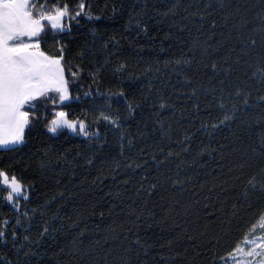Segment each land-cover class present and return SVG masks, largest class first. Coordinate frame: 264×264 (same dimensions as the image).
Listing matches in <instances>:
<instances>
[{
    "label": "trees",
    "instance_id": "obj_1",
    "mask_svg": "<svg viewBox=\"0 0 264 264\" xmlns=\"http://www.w3.org/2000/svg\"><path fill=\"white\" fill-rule=\"evenodd\" d=\"M85 3L91 18L81 13L70 29L42 37L45 51L57 54L63 44L78 65L71 68L77 77H68L72 98H38L27 110L39 122L13 151L0 150V167L22 179L28 195L16 208L0 184V230L9 234L0 259L223 264L264 216L257 215L264 214V0ZM121 92L135 108L131 115ZM221 101L238 105L235 118L202 126L223 118ZM61 106L90 132L99 128L100 138L68 128L52 133L46 125ZM101 112L122 127L101 120Z\"/></svg>",
    "mask_w": 264,
    "mask_h": 264
},
{
    "label": "snow or ice",
    "instance_id": "obj_2",
    "mask_svg": "<svg viewBox=\"0 0 264 264\" xmlns=\"http://www.w3.org/2000/svg\"><path fill=\"white\" fill-rule=\"evenodd\" d=\"M89 7L90 5H86L85 0H79L74 6L67 0H58L53 3H49V0H0V150L13 151L25 141L26 129H30L34 121L39 122V117L35 112L27 110L35 109V102L38 101V98L43 103L51 99L49 94L53 92L57 94L60 101L72 98L68 77L71 76L73 79L77 77V72L72 71L71 68H78V65L66 59L63 44L57 47V54L45 51L42 47V37L48 30L62 32L65 29H70L74 17H80L81 13L91 18V13L86 11V8ZM113 11H115L114 5ZM135 23L143 31L148 30L147 24L139 20H136ZM252 43L254 44L255 41L253 40ZM179 62L177 61V63ZM69 64L71 67L68 66ZM212 67L216 68L217 66L213 64ZM259 75L261 79H264V69L260 70ZM108 95L110 98L113 96L111 92ZM118 95L127 104L129 114H133L135 108L123 96V92ZM248 95L243 94L242 96L241 103L245 107L249 104ZM237 96H241L240 91L237 92ZM52 103L55 104L56 101L53 100ZM109 104H111V99H109ZM165 106L166 102L162 100L160 107L164 108ZM219 106L223 110V118L213 123L210 117V123L202 124V126L216 128L234 119L239 110L235 103H231V107H228L221 101ZM100 119L108 121L116 129L122 127L116 115H105L101 112ZM46 126L52 133L67 127L73 131L81 132L84 136L100 138V129L95 128V123L93 124L95 131L90 132L84 121L68 119V113L63 110L62 106L55 111L54 118ZM123 139L122 132L121 141ZM131 142V140L128 141V143ZM261 147H264V142ZM91 162V160L87 161L89 164ZM45 166V163L41 161V167ZM253 180L255 177L249 180L250 185L253 184ZM0 184L10 189L7 193V200L15 203V198H27L24 196L27 189L24 187L22 179L15 174L10 175L7 168L0 167ZM151 187H155V185ZM260 187L264 190V183ZM16 207L18 208L20 205L16 204ZM257 215L259 217L264 214L258 213ZM4 223L6 227L9 221L5 220ZM15 224L21 225V220L16 219ZM28 227L30 228L31 225L29 224ZM48 231L49 228L45 226L43 232L47 233ZM8 235L7 231L0 230V241L7 243ZM18 236L19 233L14 228L11 237L14 242L13 248L17 253L23 248V244L17 247L15 243ZM30 239L29 236H24L25 241ZM244 243L248 245L247 251L237 244L231 252L226 254L227 257L232 259L235 264H264V237H260L259 242L245 239ZM27 255L28 253H25V256ZM249 257L253 259H248ZM223 259L224 257H221V260ZM0 264H14V262L5 253L4 257L0 259Z\"/></svg>",
    "mask_w": 264,
    "mask_h": 264
},
{
    "label": "rangeland",
    "instance_id": "obj_3",
    "mask_svg": "<svg viewBox=\"0 0 264 264\" xmlns=\"http://www.w3.org/2000/svg\"><path fill=\"white\" fill-rule=\"evenodd\" d=\"M67 101H69V100H65V101H61L62 103L63 102H67ZM69 119V118H68ZM79 121V120H78ZM64 128H67V127H64ZM61 129H63V128H61ZM61 129H59V130H61ZM70 131H72V132H78V131H73L72 129H70V128H68ZM58 130V131H59ZM57 131V132H58ZM3 186H5V185H3ZM5 187H7V186H5ZM8 188V187H7ZM8 190H10L9 188H8ZM24 196H26L27 198H28V195L25 193L24 194ZM23 199H26V198H23ZM19 200V198H15V203H13L12 201H9V200H7V201H9L10 203H12L15 207H16V204H19L20 203V201H18ZM17 208V207H16ZM260 237H264V216L261 218V220L257 223V225L254 227V229H253V231H252V233L250 234V236L249 237H247L246 239H248V240H257V242H259V238ZM245 241V240H244ZM242 248H244L245 249V251H247V249H248V245L247 244H245L244 242L240 245ZM248 259H253V258H251V257H249ZM257 260L259 259V258H256ZM223 264H235V262L232 260V259H230V258H228V257H226L225 259H224V261H223Z\"/></svg>",
    "mask_w": 264,
    "mask_h": 264
}]
</instances>
